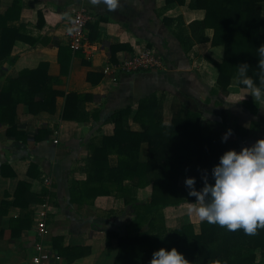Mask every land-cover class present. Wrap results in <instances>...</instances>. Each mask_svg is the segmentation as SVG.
I'll return each instance as SVG.
<instances>
[{"label": "crops", "instance_id": "crops-1", "mask_svg": "<svg viewBox=\"0 0 264 264\" xmlns=\"http://www.w3.org/2000/svg\"><path fill=\"white\" fill-rule=\"evenodd\" d=\"M12 3L0 0V14L5 15ZM190 3L168 8L165 0H119L118 7L110 10L103 0L95 4L92 0H22L20 18L10 26L20 28L30 42L17 41L11 58L0 66V92L8 79L46 64L60 95L53 112L32 114L20 103L15 109V128L0 124V264H31L40 241L57 253L60 248L68 249L60 254V264H115L117 242L108 244L107 233L127 234L126 226L134 219L132 207L115 193L93 198L91 192L79 195L72 187L87 180L83 169L90 143L114 134L112 114L130 107L129 123L137 130L133 117L139 101L149 95L163 102L166 125L184 106L201 114L202 125L223 135L231 129L227 140L238 143L237 151L264 138V100H255L236 84L227 96L213 94L218 71L208 59L221 62L224 47L204 43L183 49L180 39L189 34V24L205 15L190 8ZM81 7L96 19L87 27L90 40L97 45L93 55L70 45L73 12ZM207 33L212 35V31ZM112 47L116 49L113 53ZM145 47L162 57L163 70L121 72L115 83L104 76L103 68L109 62L118 63ZM69 94L92 96L85 105L91 114L89 122L63 119ZM252 103L259 105L255 113ZM147 154V144H143L140 160L145 162ZM116 162L113 156L110 163ZM46 178L51 185L44 183ZM135 183L125 182L132 188L129 198L146 204L153 185L138 187ZM21 184L27 185L29 194L20 190ZM35 195L41 201L32 202ZM46 205L51 210L41 240L37 228ZM163 215L162 232L184 225H191L196 234L201 232L203 221L188 214L187 204L167 208Z\"/></svg>", "mask_w": 264, "mask_h": 264}, {"label": "trees", "instance_id": "trees-1", "mask_svg": "<svg viewBox=\"0 0 264 264\" xmlns=\"http://www.w3.org/2000/svg\"><path fill=\"white\" fill-rule=\"evenodd\" d=\"M186 1L165 0V3L170 8L182 6ZM190 8L202 10L205 15L189 24V34L180 39L183 49L189 51L196 44L204 43L224 47L221 62L208 59L218 71L213 94L227 96L233 84L244 88L234 79L236 66L243 62L248 63L249 74L258 82L257 48L264 43V0H191ZM21 11L22 0H13L6 14H0V66L11 58L17 41L30 42L20 28L10 26L11 21L20 18ZM165 21L169 23L172 19ZM208 31H212L211 36ZM115 51L112 47V53ZM46 67L41 64L35 70H24L18 77L8 79L0 92V124L15 128V109L20 103L28 106L32 114L55 110L60 93L54 89L57 80L48 74ZM92 76L89 75L90 80ZM91 99L90 95H67L63 119L89 122L91 114L85 105ZM163 107V102L155 94L140 100L133 117L134 124L139 127L137 130L129 123L130 107L114 112L109 119L115 125L114 134L90 143L83 169L87 180L74 183L72 187V191L79 195L91 192L93 198L115 193L123 196L132 207L134 219L126 226L127 234L107 233L108 244L117 242L115 264H149L155 250L173 247L189 264H264V228L257 229L255 234H246L242 229L229 231L218 224L203 221L199 234L191 225L161 231L165 209L196 199L189 195L185 178L195 177V187L199 190L203 186V170L210 174L219 157L238 146L234 141L222 142L221 131L202 125L201 114L184 106L174 112L171 123L166 125ZM250 107L255 113L259 105L252 103ZM143 144L148 147L145 162L140 160ZM113 156L117 158L115 164L110 163ZM209 180L212 182L210 175ZM128 181L136 182L138 187L152 184L151 199L143 204L129 198L132 188L125 185ZM19 187L29 194L26 184ZM33 200L38 202L41 198L35 195ZM66 252L68 249H58L59 255Z\"/></svg>", "mask_w": 264, "mask_h": 264}, {"label": "clouds", "instance_id": "clouds-1", "mask_svg": "<svg viewBox=\"0 0 264 264\" xmlns=\"http://www.w3.org/2000/svg\"><path fill=\"white\" fill-rule=\"evenodd\" d=\"M100 0H92L99 3ZM110 10L118 7L119 0H103ZM258 82L249 74V65L243 62L236 66L234 79L242 85L255 100H264V43L257 48ZM231 129L222 136L226 142ZM209 175L211 181L209 180ZM203 186L197 190L196 178L186 177L185 186L194 202L187 201L189 215L201 221L218 224L229 231L242 229L246 234H255L264 228V138L240 151H225L210 174L203 170ZM149 264H189L176 248H160L152 253Z\"/></svg>", "mask_w": 264, "mask_h": 264}, {"label": "built area", "instance_id": "built-area-1", "mask_svg": "<svg viewBox=\"0 0 264 264\" xmlns=\"http://www.w3.org/2000/svg\"><path fill=\"white\" fill-rule=\"evenodd\" d=\"M95 16L81 7L73 12V17L69 26L70 45L74 50H81L88 55H93L97 50L96 43L92 42L88 35V24L95 21ZM165 68L162 57L153 48L145 47L139 51L131 52L118 63L109 62L103 68L104 76L115 83L121 72L136 73L140 71H160ZM57 134V133H56ZM57 143V140L55 141ZM46 185H51L50 179H45ZM51 210L47 205L40 212L37 233L41 240L47 232L45 220L48 211ZM61 256L46 245L43 241L35 245L34 256L31 264H60Z\"/></svg>", "mask_w": 264, "mask_h": 264}]
</instances>
